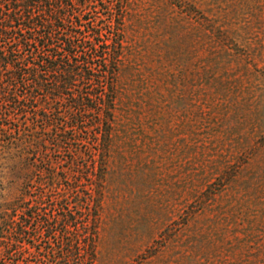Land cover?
I'll use <instances>...</instances> for the list:
<instances>
[{"label": "rangeland", "instance_id": "1", "mask_svg": "<svg viewBox=\"0 0 264 264\" xmlns=\"http://www.w3.org/2000/svg\"><path fill=\"white\" fill-rule=\"evenodd\" d=\"M84 2L86 32L123 30L111 142L87 178V142L0 118V264H264V0ZM66 201L89 225L45 223ZM6 208L44 222L8 228Z\"/></svg>", "mask_w": 264, "mask_h": 264}, {"label": "trees", "instance_id": "2", "mask_svg": "<svg viewBox=\"0 0 264 264\" xmlns=\"http://www.w3.org/2000/svg\"><path fill=\"white\" fill-rule=\"evenodd\" d=\"M68 2L0 0V36L10 38V43L0 48V118L32 114L33 125L25 123L26 128L37 132L40 125L48 126L46 140L54 150L68 147L71 152L75 143L87 142L90 156L87 166L83 165L87 178H91L97 176V166L104 161L101 154L107 151L112 138L117 81L126 54L121 38L123 30L111 17L98 29L86 32L89 23H85L84 14L91 5L81 4L85 10L78 14ZM34 139L18 141L36 148L47 146L42 144V138ZM72 152L69 163L75 168L74 174H79L82 151L77 147ZM98 155L102 158L97 159ZM79 198L80 194L72 197L75 205ZM88 198L90 201L92 195ZM23 204L19 206L21 209ZM71 204L66 201V206L62 205L61 220L54 215L45 219V223L89 225V221L77 216ZM18 211L9 208L3 215L2 222L8 228L16 226L18 230L21 225L32 224V218L34 223L44 222ZM69 242L68 253L72 254L74 245ZM71 262L70 257L63 264Z\"/></svg>", "mask_w": 264, "mask_h": 264}]
</instances>
